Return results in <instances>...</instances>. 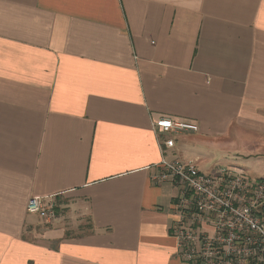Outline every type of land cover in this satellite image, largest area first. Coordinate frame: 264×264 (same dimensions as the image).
<instances>
[{
	"label": "crops",
	"instance_id": "1",
	"mask_svg": "<svg viewBox=\"0 0 264 264\" xmlns=\"http://www.w3.org/2000/svg\"><path fill=\"white\" fill-rule=\"evenodd\" d=\"M245 137L264 147V0H0V264H181L163 155L206 173L198 139Z\"/></svg>",
	"mask_w": 264,
	"mask_h": 264
},
{
	"label": "built area",
	"instance_id": "2",
	"mask_svg": "<svg viewBox=\"0 0 264 264\" xmlns=\"http://www.w3.org/2000/svg\"><path fill=\"white\" fill-rule=\"evenodd\" d=\"M157 135L196 133V124L170 117L153 119ZM159 143L163 153L174 139ZM157 184L172 182L179 189L171 233L181 264H264V180L252 179L243 168L230 166L214 174L202 173L193 162L167 160L153 177ZM27 212L52 221L54 208L33 197Z\"/></svg>",
	"mask_w": 264,
	"mask_h": 264
},
{
	"label": "rangeland",
	"instance_id": "3",
	"mask_svg": "<svg viewBox=\"0 0 264 264\" xmlns=\"http://www.w3.org/2000/svg\"><path fill=\"white\" fill-rule=\"evenodd\" d=\"M223 142L210 143L199 140L196 142L195 149L198 154L206 159L207 169L203 170L205 174H214L220 168L238 166L245 170L246 175L254 180H264V155L260 157H242L248 152L264 150L263 145L256 144L252 138H246L243 141H234L229 153H223L218 147H223ZM217 145V146H215Z\"/></svg>",
	"mask_w": 264,
	"mask_h": 264
}]
</instances>
